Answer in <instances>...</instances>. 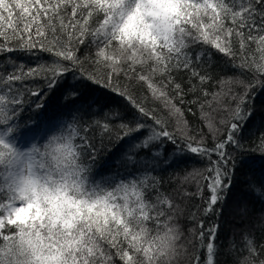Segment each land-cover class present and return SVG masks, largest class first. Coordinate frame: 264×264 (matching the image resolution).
Returning a JSON list of instances; mask_svg holds the SVG:
<instances>
[{
  "label": "snow or ice",
  "instance_id": "obj_1",
  "mask_svg": "<svg viewBox=\"0 0 264 264\" xmlns=\"http://www.w3.org/2000/svg\"><path fill=\"white\" fill-rule=\"evenodd\" d=\"M261 93L264 0H0V264H264Z\"/></svg>",
  "mask_w": 264,
  "mask_h": 264
},
{
  "label": "trees",
  "instance_id": "obj_2",
  "mask_svg": "<svg viewBox=\"0 0 264 264\" xmlns=\"http://www.w3.org/2000/svg\"><path fill=\"white\" fill-rule=\"evenodd\" d=\"M22 59L26 63L35 64L36 60L30 57H22ZM228 75H232V73H228ZM69 83L73 81L69 78ZM82 91L84 93L85 98L92 99L98 98L100 103H106L110 105H115L119 103V98L114 96H105L102 95L99 90L96 89V86L86 87L82 86ZM191 98V97H189ZM63 103V99L59 93L56 96L52 97V99L48 102L47 113L48 115H52L58 111L60 105ZM256 104L258 107V111L255 116L248 124V130L246 132V141L249 147H254V143L256 142V138L258 137L261 131H264V93H261L257 96ZM195 111V109H194ZM30 113H25V115H29ZM187 118L193 124H199L197 117L192 116L191 114H187ZM198 115V114H197ZM251 133H255L252 135ZM201 167V165H195L193 161H188L186 165H181V167ZM175 169H168L163 173L165 179H168L170 175L175 173ZM249 177L253 178H261L264 177V156H262L259 151L252 153L245 161L244 165L241 167L238 173V181L233 189L232 196L228 201L227 208L225 209L224 215L221 218L222 231H221V239L227 241L229 237L233 236L236 230L240 227L237 223L240 220V217L237 215L238 204L243 201H247L250 208L252 209L251 217L254 219H258L260 215V211L264 208V204L259 202L254 196H252L249 191H247V181ZM171 187H175V185H171ZM191 190V189H189ZM195 204H199L200 201H193ZM237 242H239V237L237 236ZM221 264H232V259L230 256L221 255L220 257Z\"/></svg>",
  "mask_w": 264,
  "mask_h": 264
}]
</instances>
